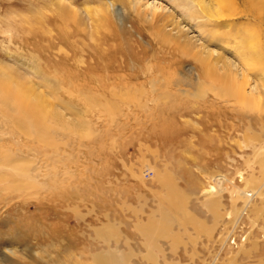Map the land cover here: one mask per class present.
I'll return each instance as SVG.
<instances>
[{
  "label": "bare ground",
  "instance_id": "1",
  "mask_svg": "<svg viewBox=\"0 0 264 264\" xmlns=\"http://www.w3.org/2000/svg\"><path fill=\"white\" fill-rule=\"evenodd\" d=\"M148 1L128 0L129 4L121 6L122 9H118L112 2H108L107 7L113 11L121 33L136 31L140 23L150 24L155 35L154 40L171 46L169 55L175 62L177 59L180 61L188 59L194 63L177 75L171 72L174 74L172 84H162V77H164L161 74L162 71L157 70L156 74H153L151 67L147 65L135 69L134 65L127 64L126 68L130 73L121 75L122 64L113 70L114 59L112 60L108 51L102 48L101 44L87 45L92 58L91 64L81 67L80 62L77 61L75 63L78 66L74 68L70 66V62H63L67 66L63 73L66 74L65 79L68 84L64 83V88L61 90L67 95L69 94L70 97L68 96V102L57 105L56 109L68 112V116L73 117L72 119L77 116L84 118L81 122L78 118V120L75 119L78 123L71 119L74 122L72 125L69 120L65 121L58 112L50 110L51 113H47L46 95L43 96L38 91L39 89L29 86L31 84L27 82L24 83L25 85L18 84L23 81L16 83V78L11 79L4 72V68H0V193L9 192L11 193L10 197L12 195L37 196V193L46 191L47 188L50 189L51 185L48 184L47 179H52L54 183L53 179L60 175L58 167L63 166L64 158L69 156L59 153L62 146L70 147L68 143L61 144V136L75 137L76 123L80 128L91 126L86 118L88 112L78 110L70 103V100L76 98L86 100L90 103V109L93 110L91 113L96 110L112 116L119 112L118 103L115 102L116 99L121 98V88L125 86L122 84L123 80H147L149 91L142 95L138 93L144 99H134V104L128 106L126 113L142 129L146 128L147 123L159 117L164 118L160 125L162 130L169 124L172 127L174 118L205 115L209 120L206 121L204 130L218 131V135L215 136L217 138L210 137L205 141L208 145H212L217 140L220 146L221 143L232 146L233 144L240 146L239 143H242L245 145L244 148L248 149L246 153L239 154V158L242 160L241 164L245 168V173L241 169L236 170L235 174L239 178V184L229 182L225 176L213 171L211 174L214 176L208 178L207 186H204L199 180L193 179L187 189H179L171 183V178L168 179V173L166 169H163L164 167L159 168L156 164L151 166L147 164L144 168L147 171L151 170L153 174L151 183H159L165 191L160 193L148 189V185L140 176L143 167L142 170L140 169L141 171H136L130 165L131 167L126 168L127 173L133 180H136L138 187L147 188L151 196L147 197L143 193H137L135 195L139 200L137 206L123 202L120 206V208L123 207L122 209L110 213L111 216L109 215L107 223H100L99 226H91L86 223V227L93 233L91 239L100 243L99 249L96 247L97 249L91 253L94 264H134V261L138 263L150 261L156 264L155 251L162 252L163 240L168 239L170 247L174 251L181 244L180 233L184 227H202L200 218L197 216L198 212H205L208 215L206 219L210 220L211 225H207L205 232L211 236L216 226L223 222L224 194L228 195L227 200L231 212H235L242 218L248 217L254 224L261 218L260 214L264 212V0H169L170 4L175 6L174 8L183 9L184 14L178 13L169 4L166 7L162 6V3L154 4V2L149 3ZM238 2L242 3V9H239ZM77 12L79 11H75L73 15L67 13L66 17L72 16V21L77 27L76 31L79 32L78 40L83 42L84 38L88 37L94 41L93 27L89 19L90 12L88 13L86 9L82 11L83 15H87L86 20L80 16L82 12L79 14ZM128 12L131 13L129 16L126 14ZM85 15L84 17H86ZM132 16L136 19L133 20ZM181 21L188 22V25H183ZM189 23L194 24L190 25ZM195 32L198 33V36L195 35ZM137 36L141 39L139 34ZM80 56L81 51L77 56L71 57L69 61L80 60ZM33 62L24 64L36 73V76L41 78L44 84L50 83V94L57 96L60 84L56 79L57 76L44 75L35 64L36 61ZM42 80L39 81L42 82ZM72 83L86 86L94 84L95 86L88 87L85 92L76 94L68 88ZM156 92L157 98L149 95H156ZM139 95L137 96L139 97ZM127 96L129 95L127 94ZM193 101L195 104L192 103ZM139 114H144L143 120L142 118L138 119ZM119 115L121 116L120 113ZM168 117L173 118L172 121H169ZM112 121L115 128L122 127L120 124L122 122L118 123L114 119ZM184 126L186 125L182 122L178 123L175 126L177 132L169 134L170 141L168 142L177 145V147L186 145V140L183 138ZM189 128L193 134L197 131L192 126ZM199 133L201 132L199 131ZM246 137L248 140L244 141ZM170 143L169 145H171ZM187 143L190 144V142ZM235 154L232 153V157ZM40 158L42 159L40 160ZM47 158L57 164V168H51L47 164ZM70 159L73 158L70 157ZM156 163L158 164V162ZM253 164L258 166L257 170H254ZM64 174L67 177L74 176L71 171H66ZM217 178L220 181L229 182L230 186L228 187L230 188L218 190L216 184H212V181ZM73 188L71 187V189ZM71 191L76 192L74 189ZM78 195H80L79 192ZM239 217L232 221L233 225L231 224L230 227L234 229H222L223 232L216 240V243L222 244L221 249L235 245V227L241 223ZM79 218L82 220L84 217ZM123 227L127 232L122 231ZM176 228L177 232H175ZM259 230L264 231V227H259ZM250 234L246 237L247 242L250 241L248 247H244L243 244L237 245V252H232L234 254L231 253V257L226 263L219 262L221 252L215 251L216 254L209 264H238L236 263L237 259L246 257L252 250L257 249L258 239L255 237L252 239ZM132 244H139V248L138 246V249L132 248ZM94 245L97 244L94 243ZM8 252L11 255L15 254L14 249L13 251L8 250ZM10 259L8 258V260ZM8 260L6 258L9 264H13ZM257 264L264 263L261 260Z\"/></svg>",
  "mask_w": 264,
  "mask_h": 264
},
{
  "label": "rangeland",
  "instance_id": "2",
  "mask_svg": "<svg viewBox=\"0 0 264 264\" xmlns=\"http://www.w3.org/2000/svg\"><path fill=\"white\" fill-rule=\"evenodd\" d=\"M108 2H112L118 9H122L121 6L129 4L128 0H0V68H4V72L11 79L16 78V83L23 81L18 83L21 85L27 82L31 84L29 86L39 89L38 91L43 96L46 95L47 113H51V111L58 112L65 121L68 122L69 120L72 125L77 122L76 120L79 119V122H81L84 118H78L77 116L78 119L75 118V120L72 119L73 117L68 116V112L56 109L57 105L68 102L70 97L69 94L67 95L61 90V88H64V83L68 84L65 79L66 74H64L67 66L63 62H70V66L74 68L78 66L75 63L77 61L80 62L81 67L91 64L92 58L87 45L101 44L102 48L108 51L112 60L114 59L113 70L119 64H122L123 71L120 72L121 75L130 73L126 68L128 65H134L135 69L136 67L150 66L153 74H156L157 70L162 71L161 74L164 76L162 77V84H172L174 74L171 72L177 75L184 68L194 64L188 59H181L180 61L176 56L175 58L178 61L175 62L169 55L171 46L154 40L155 35L150 24L140 23L136 31L129 30L130 32L121 33L113 11L107 7ZM148 2L162 3V6L166 7L169 4L178 13H185L183 9L174 8L175 6L171 5L169 0H149ZM241 4V2L237 4L239 9H242ZM84 9L88 13L90 12L89 19L93 27L94 41L85 37L83 42H80L77 38L79 32L76 31L77 27L75 22L72 21V16L66 17L67 13L73 15L75 11H79L77 12L79 14ZM126 14L129 16L131 13ZM84 15L82 12L80 16H83V19L87 18V15H85L86 17ZM132 19L135 20L136 18L132 16ZM242 22L245 21L242 20ZM182 24L188 25V22ZM68 34L69 37H67ZM138 34L141 39L138 38ZM195 35L198 36V33L195 32ZM74 48L77 50L75 51ZM79 50L81 51L80 60L69 61L71 57L77 56ZM33 61H36L35 64L38 65L44 75L57 76L56 79L60 83L57 96L50 94V83L44 84L43 80L38 78L36 73L24 64ZM39 80H42V82ZM143 80H123L122 84L127 86L122 87L121 85V98L116 99L115 102L118 103L119 112L112 116L96 110L92 114L91 111L93 110L90 109V103L86 100L77 98L70 100V103L78 110L88 112L86 118L91 123V128H80L77 122V127L74 128L75 137L61 136V144L68 143L70 147L62 146L59 153L60 155L68 154L69 158H64L63 166L58 167L60 175L53 179L55 180L54 183L52 179H47L48 184L51 185L50 189L47 188L46 191L37 193V196L30 195L28 197L19 195L10 197L11 193L9 192L0 193V264H9L6 258L7 260L13 258L8 260L13 264H94L91 253L100 246V243L98 244V242L96 243L91 239L93 233L86 227V223L91 224V226L107 223L110 213L122 209L123 207L120 208V206L123 202L137 206L139 203L138 198L135 197L137 193H143L147 197L151 196L147 188L138 187L136 180H133L127 173L126 168L128 167L132 166L136 171L142 170L143 167V170H140V176L148 185V189L160 193L165 191L159 183H151L153 174L151 170L147 171L144 168L147 164L149 166L156 164L159 168L164 167L163 169H166L168 173V179L171 178L172 180L170 182L179 189H187L193 179H197L204 186H207L208 178L214 176V174L213 176L211 174L213 171L216 174L220 173L225 176L227 181L239 184V178L235 174L236 170L241 169L245 173L239 154L246 153L248 149H245V145L242 143H239L240 146L221 143L220 146L217 140L212 145H208L205 141L210 137L217 136L218 131L204 130L205 123L209 120L205 115L174 118L173 126L175 122H177L176 125L181 124V122L186 125L184 126L183 137L186 140V145H178V147L168 142L170 141L169 134L177 132L176 125L173 128L169 124L161 130L160 125L164 118L159 117L147 123L146 128L142 129L140 125H136L137 122L135 123L133 118L128 117L126 114L128 106L133 105L138 98L144 99L140 95L149 91L147 80ZM38 85L40 86L38 87ZM94 86V84L86 86L80 83H72L68 88L72 93L78 94L79 92H85L86 88H93ZM137 88L139 89L137 90ZM149 95L157 98L158 94L156 92V95ZM192 103L195 104L194 101ZM110 117L118 123L122 122L120 123L122 127L115 128ZM139 117L138 119L142 118L143 120L145 116L139 114ZM172 119L169 118V121H172ZM191 126L198 132L191 133L189 131ZM86 128L90 130L88 131ZM246 139L248 140V137L244 141ZM187 142H190V144ZM230 150L233 152H230ZM232 153H236L235 157H232ZM70 157L73 159L71 160ZM221 159L224 160L221 161ZM47 164L53 169L57 166L48 158ZM252 167L255 168L254 170L258 169L256 164H253ZM66 171H71L74 176L67 177L64 174ZM227 181H220L217 178L212 181V184H216L218 190L230 188ZM71 187H74L73 189L76 192L71 191L73 190ZM78 192L80 195H78ZM224 197L223 222L216 226L211 236L205 232L207 225H211L210 220L206 219L208 215L205 212H198L197 216L200 218L202 227L199 226L198 229L194 226L184 227L180 233L182 237L181 244L174 251L170 247V241L168 239L163 240L162 252L155 251L156 264H209L216 254L215 251L221 252L219 262L226 263L231 257V253L237 252V245L243 244L244 247H248L250 241L247 242L246 237L250 232L252 239L254 237L258 239L256 242L257 249L252 250L248 256L237 259L236 263L257 264L261 260L264 263V231L259 230V227H264V212L260 214L261 218L254 224L248 217L244 216L242 218L237 216L235 212H231L227 200L228 195L224 194ZM81 216L84 217L82 220L79 218ZM237 217L240 218L241 223L236 227L234 226L236 230L235 245L221 249L222 244L218 241L216 243V240L223 232L222 229H234L230 226L233 225L232 221L238 219ZM97 220L98 222H96ZM123 230L127 232L124 227ZM177 230L176 228L175 232ZM137 246L139 248V244H132V248L138 249ZM13 249L15 254H9L8 250L13 251ZM134 264L153 263L150 261L143 263L134 261Z\"/></svg>",
  "mask_w": 264,
  "mask_h": 264
}]
</instances>
